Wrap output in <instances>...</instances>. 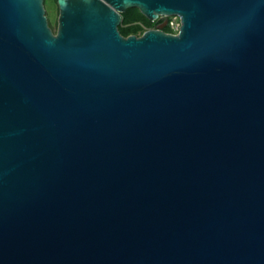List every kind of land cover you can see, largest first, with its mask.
<instances>
[{
  "label": "water",
  "instance_id": "1",
  "mask_svg": "<svg viewBox=\"0 0 264 264\" xmlns=\"http://www.w3.org/2000/svg\"><path fill=\"white\" fill-rule=\"evenodd\" d=\"M43 2L0 0V264H264V0Z\"/></svg>",
  "mask_w": 264,
  "mask_h": 264
},
{
  "label": "rangeland",
  "instance_id": "2",
  "mask_svg": "<svg viewBox=\"0 0 264 264\" xmlns=\"http://www.w3.org/2000/svg\"><path fill=\"white\" fill-rule=\"evenodd\" d=\"M43 4H44L45 16L47 17L48 25L53 31V33H55L57 30V20H58V7H57L56 0H44ZM169 21L174 22L177 28L170 29V27L167 25ZM151 22H156V23H154L151 27H147L143 23V21L136 20V21L131 22L130 25H134L138 27L136 36H140L141 34H143V32H145L149 28L155 29V28H158L159 26H164V27L168 26L171 33H176L180 26V20L177 16H162V17H159L157 20L151 21Z\"/></svg>",
  "mask_w": 264,
  "mask_h": 264
},
{
  "label": "trees",
  "instance_id": "3",
  "mask_svg": "<svg viewBox=\"0 0 264 264\" xmlns=\"http://www.w3.org/2000/svg\"><path fill=\"white\" fill-rule=\"evenodd\" d=\"M141 20L147 27H151L156 22H151L150 20L146 19L138 9L136 8H129L124 13L121 14V22L118 26V31L122 36L128 35H136L138 27L134 25H130L131 22ZM151 29V28H149ZM148 29V30H149ZM153 29V28H152ZM166 33H171L168 26H165L162 29Z\"/></svg>",
  "mask_w": 264,
  "mask_h": 264
},
{
  "label": "built area",
  "instance_id": "4",
  "mask_svg": "<svg viewBox=\"0 0 264 264\" xmlns=\"http://www.w3.org/2000/svg\"><path fill=\"white\" fill-rule=\"evenodd\" d=\"M167 25L170 27V29H176L177 26H175L174 22L169 21V23H167Z\"/></svg>",
  "mask_w": 264,
  "mask_h": 264
},
{
  "label": "flooded vegetation",
  "instance_id": "5",
  "mask_svg": "<svg viewBox=\"0 0 264 264\" xmlns=\"http://www.w3.org/2000/svg\"><path fill=\"white\" fill-rule=\"evenodd\" d=\"M164 28V26H162V29Z\"/></svg>",
  "mask_w": 264,
  "mask_h": 264
}]
</instances>
